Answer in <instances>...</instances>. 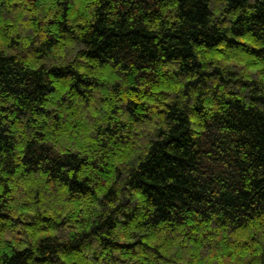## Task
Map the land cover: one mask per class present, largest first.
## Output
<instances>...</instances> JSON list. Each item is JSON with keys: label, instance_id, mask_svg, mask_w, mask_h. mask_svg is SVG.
I'll return each mask as SVG.
<instances>
[{"label": "trees", "instance_id": "16d2710c", "mask_svg": "<svg viewBox=\"0 0 264 264\" xmlns=\"http://www.w3.org/2000/svg\"><path fill=\"white\" fill-rule=\"evenodd\" d=\"M0 264H264V0H0Z\"/></svg>", "mask_w": 264, "mask_h": 264}]
</instances>
